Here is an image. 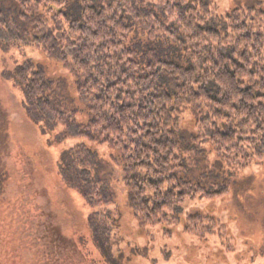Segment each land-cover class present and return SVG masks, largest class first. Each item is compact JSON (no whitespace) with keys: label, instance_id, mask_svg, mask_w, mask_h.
<instances>
[{"label":"trees","instance_id":"obj_1","mask_svg":"<svg viewBox=\"0 0 264 264\" xmlns=\"http://www.w3.org/2000/svg\"><path fill=\"white\" fill-rule=\"evenodd\" d=\"M70 1L15 0V18L0 8V47L41 50L76 79L87 124L43 68L25 61L14 75L26 115L43 135L61 130L59 141L104 144L121 155L139 227L178 225L186 200L228 195L237 173L264 160V12L223 14L214 0H81L76 18L64 11ZM187 114L195 120L192 144L183 138ZM87 143L62 153L60 172L92 218H102L115 199L97 176L98 154ZM203 145L230 172L209 188L189 178L199 170ZM7 176L0 169L2 201ZM21 212L29 247L23 264H67L60 247L80 251L77 243L62 244L59 231L33 223L45 209ZM184 232L225 239L224 227L202 214L187 216Z\"/></svg>","mask_w":264,"mask_h":264},{"label":"rangeland","instance_id":"obj_2","mask_svg":"<svg viewBox=\"0 0 264 264\" xmlns=\"http://www.w3.org/2000/svg\"><path fill=\"white\" fill-rule=\"evenodd\" d=\"M214 3L223 14L240 8L264 12V0ZM0 8L10 18L17 17L15 0H0ZM80 9L81 0H71L64 11L77 18ZM22 26L27 28L28 24ZM140 42L147 43L143 37ZM25 61L43 68L50 81L62 84L65 96L81 112L80 122L87 124L91 118L78 99L76 79L61 64L33 47H0V169L5 167L8 172L4 201L0 198V264H23L28 257L27 233L19 212L31 207L45 209L32 219L35 225L59 231L62 237L57 238L62 244L77 243L80 251L62 246L59 249V258L69 260L67 264H74V259L83 264H264V160L237 173L228 195L186 200L178 225L141 228L128 206L119 153L104 144L59 141L57 134L61 130L43 135L29 120L14 77L17 67ZM187 115L182 121L183 138L192 144L195 120ZM80 143H87L98 154L97 176L109 182L114 195V205L102 218H92L93 210L76 189L66 187L60 172L62 153ZM202 147L199 170L189 178L209 188L215 177H229L230 172L217 160L212 146ZM202 172L206 173L204 177ZM63 185L67 191L59 188ZM197 214L224 227L225 239L216 234L205 239L186 234L187 216Z\"/></svg>","mask_w":264,"mask_h":264}]
</instances>
